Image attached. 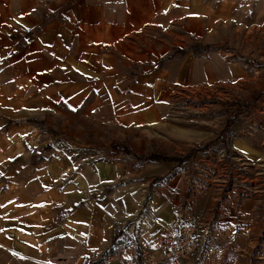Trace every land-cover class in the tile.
Segmentation results:
<instances>
[{
  "label": "crops",
  "instance_id": "1",
  "mask_svg": "<svg viewBox=\"0 0 264 264\" xmlns=\"http://www.w3.org/2000/svg\"><path fill=\"white\" fill-rule=\"evenodd\" d=\"M248 1L0 0V264H104L112 252L122 260L107 264H125L142 247L159 256L179 224L251 226L262 186L224 215L210 194L183 209L178 191H150L172 165H151L144 181L109 150V135L157 123L176 87L245 79L227 53L175 52ZM44 130L77 150L52 149ZM228 152L264 164V137L237 134Z\"/></svg>",
  "mask_w": 264,
  "mask_h": 264
},
{
  "label": "rangeland",
  "instance_id": "2",
  "mask_svg": "<svg viewBox=\"0 0 264 264\" xmlns=\"http://www.w3.org/2000/svg\"><path fill=\"white\" fill-rule=\"evenodd\" d=\"M248 2L239 8L237 19L209 31L207 36L204 31V36L197 38L201 44L186 48L181 42L179 49L198 54L227 53L229 62H237L245 70V79L176 87L168 101L158 107L163 110L157 123L132 127L130 133L119 138L109 135V140L117 141L109 150L127 158L140 180H150V168L155 163L172 165L163 176L152 178L149 187L150 191L161 187L178 191L183 209L191 194L194 199L210 194L213 213L224 215L225 209H238L251 194L239 186H246L251 192L257 184L264 189V164L252 165L228 152L237 134L264 137V0ZM198 46L204 50L196 49ZM43 133L52 149L66 145L69 151L77 150L76 144L54 131ZM227 153L232 163L225 164ZM153 156L167 160H151ZM221 159L223 162L219 163ZM178 174L184 176L181 181L174 180L169 185ZM194 204L198 206L196 199ZM190 223L212 226L209 232L214 238L213 250L218 252L219 247L226 245V260L221 264H264V209L258 210L251 226L244 228L219 222Z\"/></svg>",
  "mask_w": 264,
  "mask_h": 264
},
{
  "label": "built area",
  "instance_id": "3",
  "mask_svg": "<svg viewBox=\"0 0 264 264\" xmlns=\"http://www.w3.org/2000/svg\"><path fill=\"white\" fill-rule=\"evenodd\" d=\"M239 187L251 193L246 186ZM241 195L245 196L243 193ZM211 228L209 223L179 224L155 246L160 252L159 256H156L153 250L142 247L125 264H208L211 261L212 264H221L220 261L226 260V245L219 247L218 252L213 250L214 238L209 232ZM214 252L215 256H213ZM121 260L118 253L112 252L107 256L104 264Z\"/></svg>",
  "mask_w": 264,
  "mask_h": 264
},
{
  "label": "trees",
  "instance_id": "4",
  "mask_svg": "<svg viewBox=\"0 0 264 264\" xmlns=\"http://www.w3.org/2000/svg\"><path fill=\"white\" fill-rule=\"evenodd\" d=\"M195 49V48H194ZM196 49H199V50H204V48H202V47H197ZM185 52H187L186 50L185 51H181V50H177L175 53H185ZM151 160H162V161H164V160H167V158H165V157H161V156H153V157H151L150 158Z\"/></svg>",
  "mask_w": 264,
  "mask_h": 264
}]
</instances>
